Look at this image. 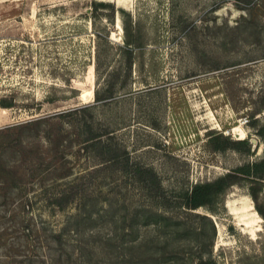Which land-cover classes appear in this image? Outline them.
Instances as JSON below:
<instances>
[{
	"label": "rangeland",
	"instance_id": "1",
	"mask_svg": "<svg viewBox=\"0 0 264 264\" xmlns=\"http://www.w3.org/2000/svg\"><path fill=\"white\" fill-rule=\"evenodd\" d=\"M1 98L0 264H264V184L181 197L264 159V0H0Z\"/></svg>",
	"mask_w": 264,
	"mask_h": 264
},
{
	"label": "trees",
	"instance_id": "2",
	"mask_svg": "<svg viewBox=\"0 0 264 264\" xmlns=\"http://www.w3.org/2000/svg\"><path fill=\"white\" fill-rule=\"evenodd\" d=\"M100 3L97 1H94V5L97 6ZM107 37V40L109 44H113L112 41L109 40V37ZM136 37L135 34L132 30L126 27V33H125V40L124 44H118L120 49L123 52V55L125 57V70L128 75L132 73V68L133 65L136 63V56H135V46L137 45L136 43ZM116 87L111 86L108 84V95L103 97L100 96L97 90V100L101 101L103 99H109L114 96L116 93ZM0 105L4 108H9L13 107L15 103L12 101H7L6 99L1 98L0 99ZM87 107L83 108H77L74 111V113H77V111H82L84 109H87ZM97 136H88L87 139L85 140L86 142H94V144H97L98 142H101V139H96ZM237 144H243L246 146V148L250 151V146L247 144L245 140H238ZM90 146H86L88 149ZM102 155L105 153L102 152ZM100 154V155H101ZM101 155V156H102ZM103 157V156H102ZM122 158V154L118 151V149H113L112 150V155L108 159H113L115 161H118ZM134 166V174L137 176L138 180L144 184V187L149 190L150 192H155V190L158 193H161L162 187L161 184L158 180L157 174L154 172V170L133 164ZM264 159L261 161H255L252 163H247L241 166H238L229 172L225 173L224 175L208 182H197L195 183L190 189L186 190L183 192L182 196L184 199V206L189 209H196L201 206H207L211 202V200L217 196H221L227 192V190L245 180L249 183V188H250V194L254 198L255 201H258L259 194L263 189V184H264ZM263 172V173H260ZM162 194V193H161ZM259 212L262 214L264 217V213L259 209Z\"/></svg>",
	"mask_w": 264,
	"mask_h": 264
},
{
	"label": "bare ground",
	"instance_id": "3",
	"mask_svg": "<svg viewBox=\"0 0 264 264\" xmlns=\"http://www.w3.org/2000/svg\"><path fill=\"white\" fill-rule=\"evenodd\" d=\"M119 5H121V4H119ZM119 27H121L120 25H119ZM235 130H239V134H240V138L241 139H243V138H245V136H246V131L243 129V130H240L238 127L237 128H235ZM238 133V132H237ZM251 209L253 210V207L251 206ZM234 213L236 214V213H238L237 211H234ZM247 226L248 227H250L251 226V223H247Z\"/></svg>",
	"mask_w": 264,
	"mask_h": 264
}]
</instances>
